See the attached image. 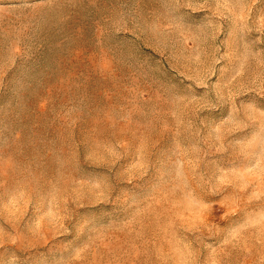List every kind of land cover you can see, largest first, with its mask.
I'll return each mask as SVG.
<instances>
[{"label": "rangeland", "instance_id": "1", "mask_svg": "<svg viewBox=\"0 0 264 264\" xmlns=\"http://www.w3.org/2000/svg\"><path fill=\"white\" fill-rule=\"evenodd\" d=\"M0 264H264V0H0Z\"/></svg>", "mask_w": 264, "mask_h": 264}]
</instances>
